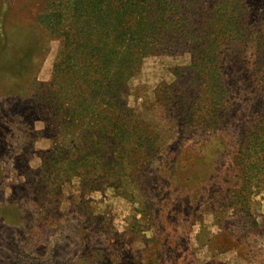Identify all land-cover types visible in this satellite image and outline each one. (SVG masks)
<instances>
[{"label":"trees","instance_id":"trees-1","mask_svg":"<svg viewBox=\"0 0 264 264\" xmlns=\"http://www.w3.org/2000/svg\"><path fill=\"white\" fill-rule=\"evenodd\" d=\"M32 1L35 23L59 41L49 80L33 77L27 91L22 67L13 94L28 103L23 145L36 133L51 140L38 191L58 195L77 179L88 192L111 188L151 211L174 209L173 198L198 207L216 194L238 202L263 181L264 109L252 125H234L262 93L239 76L249 56L226 50L254 28L240 0ZM183 54L188 63L171 68L151 101L130 106L129 82L144 58ZM36 120L43 130H33Z\"/></svg>","mask_w":264,"mask_h":264},{"label":"rangeland","instance_id":"rangeland-1","mask_svg":"<svg viewBox=\"0 0 264 264\" xmlns=\"http://www.w3.org/2000/svg\"><path fill=\"white\" fill-rule=\"evenodd\" d=\"M240 1L242 18L254 28L245 31L242 45L226 50L249 56L239 76L261 85L262 93L253 111L235 121L238 130L264 109V0ZM31 4L0 0V264H264V167L258 175L263 181H253L241 201L216 194L199 207L173 198L174 209L144 210L142 199L129 200L111 188L88 192L77 179L58 195L38 191V168L51 140L36 133L32 144L23 145L30 132L24 138L20 118L28 116V103L19 104L13 94L22 67L27 91L33 77L49 80L59 41L35 23ZM188 61L187 54L144 58L129 82L130 106L151 101L157 84L172 80L171 68ZM251 68L253 75H246ZM32 128L44 126L36 120ZM165 129L171 138L170 125ZM222 190L227 193V186Z\"/></svg>","mask_w":264,"mask_h":264}]
</instances>
